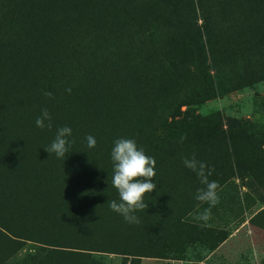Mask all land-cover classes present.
Instances as JSON below:
<instances>
[{"label": "trees", "instance_id": "1", "mask_svg": "<svg viewBox=\"0 0 264 264\" xmlns=\"http://www.w3.org/2000/svg\"><path fill=\"white\" fill-rule=\"evenodd\" d=\"M262 81L264 0H0V264L171 263L218 247L225 232L196 219L205 185L183 160L205 162L217 192L246 176L264 190V131L186 128L183 108ZM45 108L50 129L35 124ZM63 126L58 158L45 148ZM120 138L156 160L139 224L109 207Z\"/></svg>", "mask_w": 264, "mask_h": 264}, {"label": "clouds", "instance_id": "2", "mask_svg": "<svg viewBox=\"0 0 264 264\" xmlns=\"http://www.w3.org/2000/svg\"><path fill=\"white\" fill-rule=\"evenodd\" d=\"M44 95L51 97L52 93L45 92ZM52 117L48 110L42 109L41 115L36 119L35 124L38 128L52 127ZM45 121H48L47 125ZM72 128L63 126L57 129L54 140L50 146L45 148L48 153H55L58 158L65 157L69 151L72 141ZM87 147L95 148L97 141L94 136L85 137ZM111 161L113 165V175L111 185L118 193V200H111L109 207L112 211L120 214L125 222L129 224H139L140 219L135 214L148 208V204L144 201L146 193H152L157 188V184L153 182L156 176L155 167L156 160L154 157L145 153V150L137 146L134 139L120 138L114 141L111 150ZM184 166L196 173L204 188L198 189L196 200L207 203L208 208L202 212H198L196 219L207 222L211 219V209L219 203L217 193L218 183L214 180L210 181L208 177L212 175L210 169L205 162L196 159L195 155L191 158L185 157Z\"/></svg>", "mask_w": 264, "mask_h": 264}, {"label": "crops", "instance_id": "3", "mask_svg": "<svg viewBox=\"0 0 264 264\" xmlns=\"http://www.w3.org/2000/svg\"><path fill=\"white\" fill-rule=\"evenodd\" d=\"M217 193L219 203L206 223L225 232L224 241L211 251L197 248L195 260L172 263L264 264V190L252 180L245 185L236 180ZM208 207L205 204L199 212Z\"/></svg>", "mask_w": 264, "mask_h": 264}, {"label": "rangeland", "instance_id": "4", "mask_svg": "<svg viewBox=\"0 0 264 264\" xmlns=\"http://www.w3.org/2000/svg\"><path fill=\"white\" fill-rule=\"evenodd\" d=\"M183 111L188 112L187 116L183 117V123L186 128H200L201 125L207 126L210 123L220 132L229 131L232 134H241L244 130L252 129L255 132L264 131V81L254 84L248 88L232 92L223 98L211 100L199 107L190 109L183 108ZM204 120L206 123L202 122ZM171 121V119L169 120ZM183 127V126H182ZM186 130V129H184ZM169 131L165 137L172 141L181 142L186 136L185 131L180 130ZM263 138H264V134ZM238 156L242 161L246 160L245 147L239 138L234 137ZM241 185H245L247 180H252L249 176L237 179ZM236 179H232L229 186L235 184ZM34 244L27 243L22 251L23 255L33 252ZM107 264H121V259L114 256L108 257ZM143 264H180L167 263L154 260H145Z\"/></svg>", "mask_w": 264, "mask_h": 264}]
</instances>
